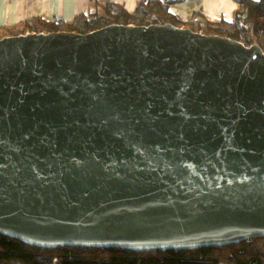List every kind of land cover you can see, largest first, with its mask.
<instances>
[{"label":"water","instance_id":"water-1","mask_svg":"<svg viewBox=\"0 0 264 264\" xmlns=\"http://www.w3.org/2000/svg\"><path fill=\"white\" fill-rule=\"evenodd\" d=\"M0 231L139 250L264 236V50L171 23L0 38Z\"/></svg>","mask_w":264,"mask_h":264},{"label":"trees","instance_id":"trees-1","mask_svg":"<svg viewBox=\"0 0 264 264\" xmlns=\"http://www.w3.org/2000/svg\"><path fill=\"white\" fill-rule=\"evenodd\" d=\"M239 8L230 21L204 23L198 13L183 20L169 9V1L142 0L134 11L119 3L104 5L105 15L79 14L71 21H47L33 17L13 27L0 28V38L27 32L70 31L87 33L118 24L150 25L171 23L206 34H217L259 45L264 50V0H237ZM264 264V236L238 243H205L195 247L139 250L124 245H40L0 231V264Z\"/></svg>","mask_w":264,"mask_h":264},{"label":"crops","instance_id":"crops-1","mask_svg":"<svg viewBox=\"0 0 264 264\" xmlns=\"http://www.w3.org/2000/svg\"><path fill=\"white\" fill-rule=\"evenodd\" d=\"M142 0H0V28L13 27L33 17L47 21H71L79 14L105 15L104 5L119 3L134 11ZM169 9L183 20L198 13L204 23L230 21L239 8L237 0H164Z\"/></svg>","mask_w":264,"mask_h":264},{"label":"built area","instance_id":"built-area-1","mask_svg":"<svg viewBox=\"0 0 264 264\" xmlns=\"http://www.w3.org/2000/svg\"><path fill=\"white\" fill-rule=\"evenodd\" d=\"M221 264H235V263L231 261H222Z\"/></svg>","mask_w":264,"mask_h":264},{"label":"rangeland","instance_id":"rangeland-1","mask_svg":"<svg viewBox=\"0 0 264 264\" xmlns=\"http://www.w3.org/2000/svg\"><path fill=\"white\" fill-rule=\"evenodd\" d=\"M169 4V3H168ZM180 27V26H179ZM251 239V238H250Z\"/></svg>","mask_w":264,"mask_h":264}]
</instances>
